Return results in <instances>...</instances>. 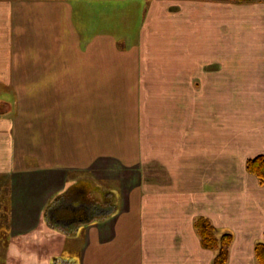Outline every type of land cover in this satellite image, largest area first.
Returning a JSON list of instances; mask_svg holds the SVG:
<instances>
[{
    "label": "crops",
    "instance_id": "1",
    "mask_svg": "<svg viewBox=\"0 0 264 264\" xmlns=\"http://www.w3.org/2000/svg\"><path fill=\"white\" fill-rule=\"evenodd\" d=\"M0 104V264H258L264 0H0Z\"/></svg>",
    "mask_w": 264,
    "mask_h": 264
},
{
    "label": "trees",
    "instance_id": "2",
    "mask_svg": "<svg viewBox=\"0 0 264 264\" xmlns=\"http://www.w3.org/2000/svg\"><path fill=\"white\" fill-rule=\"evenodd\" d=\"M249 173L255 175L264 184V156H259L247 161ZM195 228L200 237L202 247L215 252L212 264H227L230 256V248L233 243V235L224 233L221 236L216 234L214 226L206 218H199ZM255 256L258 264H264V243L255 246Z\"/></svg>",
    "mask_w": 264,
    "mask_h": 264
},
{
    "label": "rangeland",
    "instance_id": "3",
    "mask_svg": "<svg viewBox=\"0 0 264 264\" xmlns=\"http://www.w3.org/2000/svg\"><path fill=\"white\" fill-rule=\"evenodd\" d=\"M140 97H141V95H140ZM145 113H146L145 110H143V111L140 110L139 111V114H140L139 117H141V114H143V117H144ZM0 245H3V246H1V248L3 247V249L0 251V258L2 259V260H0V263H4V260H5V254H4L5 252L4 251H5V249H7V247H6V243H4V242L0 243ZM59 257H60V261H59L60 264L67 263V261H73L74 260V258L71 255H69L67 253V251H65L64 254L60 255ZM74 262H77V259Z\"/></svg>",
    "mask_w": 264,
    "mask_h": 264
}]
</instances>
